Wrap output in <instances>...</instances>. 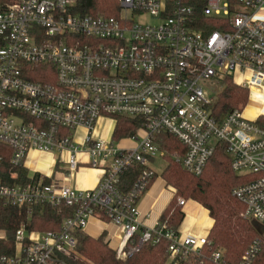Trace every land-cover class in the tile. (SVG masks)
Returning <instances> with one entry per match:
<instances>
[{
	"label": "built area",
	"instance_id": "obj_1",
	"mask_svg": "<svg viewBox=\"0 0 264 264\" xmlns=\"http://www.w3.org/2000/svg\"><path fill=\"white\" fill-rule=\"evenodd\" d=\"M81 1L14 0L0 6V169L9 154L12 166L27 168L30 152L38 151L56 155L68 172L53 177L36 171L25 181L12 171L10 182L0 177V204L75 208L59 231L19 228L14 252L0 253V264H70L75 231L86 232L91 218L107 217L123 229L114 248L121 260L151 240L167 239L174 261L210 247L207 236H181L160 221L142 227L138 203L158 177L153 163L164 154L155 141L160 132L185 146L174 159L195 175L202 174L218 142L225 144L232 169L253 176L232 190L243 204L241 216L264 226V125L258 122L264 99L254 116L247 104L222 118L210 107L217 77H232L250 96L264 95V0H116L121 12L110 16L82 13ZM199 1L209 19L201 28ZM143 13L157 22L136 21ZM212 25L219 29L209 30ZM103 116L140 118L143 124L116 143L93 136ZM122 140L134 146H121ZM133 165L144 168L124 191L120 179ZM85 167L100 172L94 187L65 182ZM177 201L186 203L181 196ZM261 248L262 239H255L240 264H252ZM211 259L227 264L223 250L213 251Z\"/></svg>",
	"mask_w": 264,
	"mask_h": 264
},
{
	"label": "trees",
	"instance_id": "obj_2",
	"mask_svg": "<svg viewBox=\"0 0 264 264\" xmlns=\"http://www.w3.org/2000/svg\"><path fill=\"white\" fill-rule=\"evenodd\" d=\"M14 0H0V6H4ZM195 14L201 21L209 20L202 15L204 1L196 3ZM81 12L92 15H118L121 12L116 0H84L79 3ZM219 29L212 25L209 30ZM4 42L0 41V47ZM52 67V66H51ZM41 79V78H36ZM213 81L221 85V89L213 97L212 111L222 118L233 108L246 105L250 91L248 88L237 84L232 77H217ZM114 129L112 139L120 140L137 134L143 121L140 118L112 117ZM259 123L264 125V117H260ZM155 141L164 151L161 157L165 161L162 178L168 186L174 189V195L166 209L161 214L159 221L165 223L168 228L178 233L184 212L178 204V197L182 196L186 201L195 200L209 210L213 219V226L207 235L211 240V246L203 247L196 264H214L211 255L215 250H223V260L227 264H240V261L248 246L257 238L262 239V248L254 258L252 264H264V238L261 237L258 228L249 220L243 219L241 213L243 204L232 196V190L250 180L253 176L238 175L231 166V158L226 152V146L218 142L213 156L208 161L204 171L195 175L185 170L175 161L174 156L183 155L185 146L172 134L160 132L156 134ZM10 154L5 158L0 169V177L4 182H10V172L18 171L22 180L30 179V171L26 167H14L10 164ZM144 167L133 165L126 169L120 179V186L128 191L138 178ZM232 198L233 203L230 199ZM75 208L62 204L59 206L42 204L8 205L0 204V230L4 236L0 239V253L12 254L15 247L16 231L24 227L28 231H59L63 221L72 216ZM109 222V218L104 217ZM78 239L76 252L67 258L70 264H165L169 258V244L167 239H161L154 243L146 242L139 251L131 254L126 260L117 258L116 251L105 240L106 235L93 237L82 230L75 231ZM140 235V234H139ZM137 236V238L139 237ZM188 256H179L175 259L177 264H190Z\"/></svg>",
	"mask_w": 264,
	"mask_h": 264
},
{
	"label": "crops",
	"instance_id": "obj_3",
	"mask_svg": "<svg viewBox=\"0 0 264 264\" xmlns=\"http://www.w3.org/2000/svg\"><path fill=\"white\" fill-rule=\"evenodd\" d=\"M251 115V113H249ZM254 116V115H251ZM95 130V129H94ZM94 135V131H93ZM111 137V136H110ZM110 137L105 138L110 139ZM100 139V138H98ZM130 142V141H129ZM121 146L133 147L134 143H119ZM43 154L50 153H41L38 151H31L27 159V169L30 171V174H33L36 171H42L40 169L34 168L35 161L37 162L39 157ZM161 158V157H160ZM157 159L154 161L153 166L156 164ZM57 157L52 154L50 157V168L44 172L53 177H58L61 171H58ZM43 172V171H42ZM64 173L68 174V172ZM100 172L97 169L85 167L82 168L78 174L73 178L66 177L65 182L68 185H71L78 189L92 188L94 187L99 180ZM173 189L168 186L166 181L162 178L161 175L156 177L148 191L140 198L138 206L140 210V219L142 222L143 229L152 227L159 222V218L163 211L168 206L169 202L173 198ZM182 210L184 212V218L179 226L178 234H194L198 236H207L213 226V219L210 216L209 210L205 208L199 202L189 199L183 205ZM103 221V220H102ZM100 225V222L95 218H91L86 228V232L94 231L96 236L99 237L102 233H107L106 239L110 240V243L116 244L120 242V238L123 234V229L114 225L113 223L106 222ZM210 222V225H209ZM209 225V227H208ZM208 227V228H207ZM116 248V247H112Z\"/></svg>",
	"mask_w": 264,
	"mask_h": 264
},
{
	"label": "rangeland",
	"instance_id": "obj_4",
	"mask_svg": "<svg viewBox=\"0 0 264 264\" xmlns=\"http://www.w3.org/2000/svg\"><path fill=\"white\" fill-rule=\"evenodd\" d=\"M136 21L142 22V23H151V24H154L157 22V20L155 18H153L152 16H150L147 13H143V15L141 17L136 18ZM234 79L238 82L242 81V76H241L239 71L235 72ZM213 80L211 81V83H212L211 87L212 88L210 87L211 92H212V97H214L216 95V93L221 89V85H219L218 83H215V81H213ZM263 99H264L263 93L254 91V94L249 96V100L247 102L246 109L250 110V111H248V113H251V115H256V113L261 109L260 106H261V103L263 102ZM241 106H245V105H241ZM113 129H114V120L111 117L103 116L97 120V122L95 124V130H94L93 136L97 139L98 138L105 139V138L111 136L110 137V139H111ZM142 135H143L142 132L138 133V136L142 137ZM118 142L119 141H116V143H118ZM121 143H131V142H129L127 140H122ZM51 156H52V154L41 155L39 157L38 161L37 162L35 161L34 168H37V169L42 170L43 172H46L50 168V157ZM164 166H165V161L162 158H158L156 164L153 166L156 173L158 174V176L162 174ZM57 170L64 172L63 171L64 170L63 165L60 164L58 166ZM229 199L231 200L230 202L234 204L232 198H229ZM95 219L100 222V225L105 223L102 220H99L97 218H95ZM253 223L258 228L261 237L264 238V226L258 221H254ZM209 225H210V222H209ZM209 225H208V227H209ZM88 234L91 236H94V235L96 236V233H94V231L89 230ZM0 235L4 236L5 235L4 231L0 230ZM101 235H103V233ZM105 235H107V233H105ZM105 240H106V238H105ZM119 243H116L115 245L110 243V246L111 247H117L119 245ZM187 262H189L190 264H196V262H198V260L195 259V256H191V257L187 258ZM165 264H177V262H175L174 260H172L169 257Z\"/></svg>",
	"mask_w": 264,
	"mask_h": 264
}]
</instances>
